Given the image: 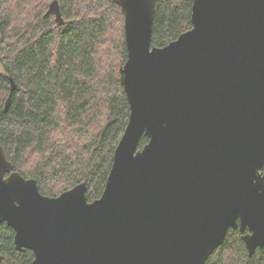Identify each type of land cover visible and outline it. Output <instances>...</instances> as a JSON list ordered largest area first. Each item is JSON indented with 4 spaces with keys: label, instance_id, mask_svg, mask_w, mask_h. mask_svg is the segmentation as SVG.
<instances>
[{
    "label": "water",
    "instance_id": "95a60500",
    "mask_svg": "<svg viewBox=\"0 0 264 264\" xmlns=\"http://www.w3.org/2000/svg\"><path fill=\"white\" fill-rule=\"evenodd\" d=\"M110 1L129 117L103 192L44 195L0 144V224L32 264H204L230 228L251 255L264 246V0H193L191 27L164 46L157 0ZM47 12L61 20L57 1Z\"/></svg>",
    "mask_w": 264,
    "mask_h": 264
},
{
    "label": "trees",
    "instance_id": "16d2710c",
    "mask_svg": "<svg viewBox=\"0 0 264 264\" xmlns=\"http://www.w3.org/2000/svg\"><path fill=\"white\" fill-rule=\"evenodd\" d=\"M52 1L60 21L47 12ZM192 1H156L153 45L191 27ZM126 58L124 17L110 0H0V144L42 194L85 182L88 200L100 197L129 117L119 74ZM147 141L142 135L138 147ZM0 254V264L34 259L32 250L16 249L5 222ZM204 264H264V246L249 255L242 233L230 228Z\"/></svg>",
    "mask_w": 264,
    "mask_h": 264
},
{
    "label": "rangeland",
    "instance_id": "374dc122",
    "mask_svg": "<svg viewBox=\"0 0 264 264\" xmlns=\"http://www.w3.org/2000/svg\"><path fill=\"white\" fill-rule=\"evenodd\" d=\"M2 70V66H1V64H0V71Z\"/></svg>",
    "mask_w": 264,
    "mask_h": 264
}]
</instances>
